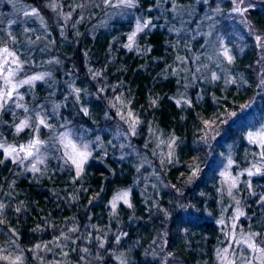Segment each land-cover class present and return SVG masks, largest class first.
<instances>
[{"label":"trees","instance_id":"16d2710c","mask_svg":"<svg viewBox=\"0 0 264 264\" xmlns=\"http://www.w3.org/2000/svg\"><path fill=\"white\" fill-rule=\"evenodd\" d=\"M184 1L199 11L214 7V0ZM139 3L147 9L155 0ZM247 14L260 44L250 39L230 64L246 82L207 85L200 99L191 85L187 99L179 100L188 75L173 69L166 28L148 27L135 36L131 18L114 20L95 33L83 25L74 36L66 32L67 42L54 40L59 61L53 63L45 50L35 49L33 69L53 75L60 86L53 97L39 85L37 100L62 105L61 116L68 122L115 128L120 113V129L134 130L131 147L143 154H152L155 133L174 139L170 157L160 165L153 161L168 188L156 195L147 180L151 168L131 162L121 145L120 156L105 151L79 174L70 167L54 168L43 177L15 176L17 167L0 150V255H22L26 264L36 259L52 264H227L226 257L233 264H255L254 255H264V136L249 134L246 122L253 101L255 113L263 109L256 65L264 63V0ZM14 29L26 31L21 22ZM40 41L44 47L49 42ZM231 113L236 116L227 120ZM127 115L131 127L123 120ZM222 122L210 144L208 128ZM224 159L231 160L232 174L239 176L229 194L220 191L218 165ZM124 190L129 202L112 207V198ZM174 191L182 192V204H176ZM243 235L254 239V247L240 240Z\"/></svg>","mask_w":264,"mask_h":264},{"label":"rangeland","instance_id":"374dc122","mask_svg":"<svg viewBox=\"0 0 264 264\" xmlns=\"http://www.w3.org/2000/svg\"><path fill=\"white\" fill-rule=\"evenodd\" d=\"M186 2L155 0V5L146 9L141 7L139 0H131V6L128 0H50L47 3L0 0V68L3 69L0 71V95L11 93L0 99V145H3L0 150L17 167L15 176L43 177L46 173L51 174L54 168L60 170L68 167L79 174L91 158L105 151L115 150L120 156L121 145L125 154L131 157V162L151 168L147 180L150 181L149 188L154 189L156 195H160L168 188L156 165L170 157L174 146L173 138L165 139L164 136L155 133L153 138L156 141L151 147L152 154L147 152L143 154L131 147L130 134L134 130L120 129V113L115 117V128L107 124L87 128L68 122L61 116L62 105L46 98L37 100L39 85H42V91H51L50 95L53 97L60 92V86L54 82L53 75L33 69L37 61L32 53L35 49L41 48L40 52L45 50L48 62H58V57L54 53V40L61 39L62 42H67L66 32L73 31L74 36V33L80 31L81 26L87 25V29L95 33L97 31L95 29L101 28L102 25L108 28L114 20L131 18L135 23L132 33H135V36L148 27L167 29L168 39L174 51L173 69L175 73L179 72L178 75L187 74L189 77V79L186 77L188 82L185 89H180L179 100L187 99L191 85L196 86L195 92L200 99L207 85L219 81L228 84L246 82L245 77L233 72L230 64L232 56L237 52L241 53L250 39L260 44V40H257L260 35L252 28L247 14L260 0H214L215 3L212 2L214 7L211 10L204 6V10L201 8V11L195 4ZM237 8L240 11H236ZM17 22L25 26V32L21 33L20 29H14ZM43 37L49 41L45 47L40 44ZM30 50L32 51L28 53ZM14 60L17 63H13ZM263 73L264 63L260 61L256 65V75L258 78L261 77L259 86L264 90ZM33 76L43 78L33 80L30 84L22 83ZM261 102L263 109H257L256 113L258 107L254 105V101L250 104L249 112L253 115L249 116L246 122L247 132L258 138L264 136V100ZM246 108L247 105L240 112ZM230 115L232 117L227 120L236 116L235 113ZM40 120H43L44 124H40ZM123 120L128 127L133 125L131 115L123 117ZM24 121H27V125L21 131H17V126ZM222 124L225 122L208 128L205 137L210 144L220 135ZM33 140H39L41 143L31 149V156H26L27 146ZM21 146H24L25 150H21ZM5 149L15 151L7 155ZM84 151L90 155L82 167L77 168L69 157ZM156 159L159 161L156 162ZM230 163V159L226 161L224 159L218 165V173L222 179L220 191L226 194L231 193L239 183V176L232 174ZM34 165L36 170H33ZM172 196L176 204H182V192L174 191ZM129 197L128 190L118 192L111 200L112 207H117L121 201L128 203ZM235 214L240 215V210L236 206ZM231 223L235 226L233 218ZM240 240L249 247L254 245V239L250 236L243 235ZM254 256L255 264H264L262 253ZM0 257L1 264H26L25 258L16 253L5 256L6 259L4 255ZM36 260V264H52L41 259ZM233 262L231 257H226L227 264Z\"/></svg>","mask_w":264,"mask_h":264},{"label":"snow or ice","instance_id":"6c2138e0","mask_svg":"<svg viewBox=\"0 0 264 264\" xmlns=\"http://www.w3.org/2000/svg\"><path fill=\"white\" fill-rule=\"evenodd\" d=\"M128 4H129V6H131V0H128ZM236 11H240V9L237 8ZM33 12H35V9L33 10ZM137 30L138 31L140 30L139 26H138ZM133 35H135V33ZM130 39H131V37H130ZM257 40H260L259 36L257 37ZM4 51L7 52V49H5ZM229 60H231V57H229ZM13 63H17V61L14 60ZM0 71H3V69L0 68ZM42 78H43L42 76H33V77H30L28 80L22 81V83L30 84V83H32L33 80H38V79H42ZM8 95H11V93H4V94L0 95V99H3L4 96H8ZM40 124H44V121L40 120ZM26 125H27V121L22 122L20 125L17 126V131H21ZM40 143L41 142L39 140L31 141L29 143V145L27 146L28 150H26V153H25L26 156H31L32 155L31 149L35 148ZM0 147H3V145H0ZM73 147H75V145H73ZM86 147L87 146L85 145V148ZM21 150H25L24 146H21ZM14 151H15V149H5V152L7 155H11L12 152H14ZM88 155H90V153H88L87 151H84V152H78L74 156H70L69 158H70L71 162L77 166V168H81L84 161L87 160ZM33 170H36L35 165L33 166ZM126 195L127 194L125 193V196ZM0 207H2V206H0ZM250 246L254 247V245H250ZM37 247H39V245H37ZM5 259H6V257H5Z\"/></svg>","mask_w":264,"mask_h":264}]
</instances>
